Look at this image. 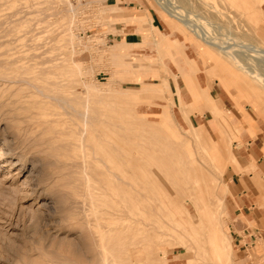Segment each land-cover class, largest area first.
Instances as JSON below:
<instances>
[{
	"label": "rangeland",
	"instance_id": "rangeland-1",
	"mask_svg": "<svg viewBox=\"0 0 264 264\" xmlns=\"http://www.w3.org/2000/svg\"><path fill=\"white\" fill-rule=\"evenodd\" d=\"M258 5L257 25L242 0H0V264L118 263L100 246L108 225L132 243L133 264H161L160 251L167 264L210 259L193 159L218 182L231 264H257L234 241L228 178L234 116L250 124L247 105L264 120V85L184 20L244 56V44L264 46ZM118 33L144 38L125 45ZM194 230L199 255L183 244Z\"/></svg>",
	"mask_w": 264,
	"mask_h": 264
},
{
	"label": "bare ground",
	"instance_id": "bare-ground-1",
	"mask_svg": "<svg viewBox=\"0 0 264 264\" xmlns=\"http://www.w3.org/2000/svg\"><path fill=\"white\" fill-rule=\"evenodd\" d=\"M230 1L233 2L234 0H230ZM242 2H243V5H244L247 13L250 15L251 18H253L254 21H256V24L258 25L260 17L258 16V14H256L255 9H257L259 12H262V8H260L259 5L256 6V0H242ZM164 9L169 11V13L174 14V12L171 10L170 6H166L165 5ZM199 16H200V14H199ZM189 21H191V22H189ZM184 23L190 29H192V31L194 32V34L198 38H201L206 43L216 47L219 51H222L223 53H226L229 57H231L236 62H238V64L242 68L244 74H246L248 77L249 76L254 77L255 79H257L260 82H262L263 85H264V77H263L264 73H263V71L261 69H259V62L264 60V46H262L260 44H255V43H246V44H244L243 47L248 46V49H247L248 53L246 52V50L243 51V49H244L243 48L241 51L246 52V54L245 55L243 54L244 56H242V54H241L242 52L241 53L238 52V54H236V52H235V51H239V48L237 50H231V48L230 47H226L225 44L224 45L220 44L215 39L214 35L213 36L212 35L209 36L210 35L209 33H208L209 34L208 35L207 32H205L204 30L198 28L196 23L192 22V19L184 20ZM190 23H193V25H191ZM162 57L163 56H161V54H160V58L161 59H163ZM131 59L134 60V58H131ZM148 60L151 61L152 58L148 57ZM235 61H233V62H235ZM133 62L134 61L131 62L130 66H132ZM144 72H145L144 70H135L134 71V73H144ZM134 78H135L136 81H138V77L134 76ZM198 132H199L200 135L202 134L201 129L198 130ZM104 156H108V155H104ZM190 163H191V168L193 167V169H192L193 172H192V175H191V177L193 178V185L189 186V189L191 187L193 190L196 191V194H197L198 198L203 203L202 207L200 208L201 211H202V214H203V218L207 219L208 222L210 223V225H208V232L206 231L207 232V242H208V245H209V250L208 251H209V254H210V256H209L210 259L206 260L205 259L206 256L204 257V255H201V262H199V264H231L233 259H234L233 258V245H232V242L229 239L228 232L224 229V227H222V221L218 217L219 210H220V203L223 202L221 200L222 197L217 194L218 182L214 181V177L215 176L213 175V173L210 172V171L206 172V170H204L202 168L203 167L202 164H200L197 160L193 159V160H191ZM14 164L16 165L17 162H15ZM114 174L116 175L117 173H114ZM212 175L214 177H212ZM122 178L124 180L126 179L127 181L126 180L125 181L128 183L130 175L129 176H128V174L127 175L126 174L122 175ZM125 181H123L124 184L126 183ZM204 185L206 186L205 188H206L207 194L209 195V200H210V198L213 197V201H214L213 202V206H212V202L208 201V198L205 195V192H204L205 189L203 188ZM155 188H156V186H155ZM193 200H195V198ZM183 211L186 212V209H183ZM105 213L107 214V216L109 215L111 219H113L114 215L116 214L113 210L105 211ZM201 222H202V224L204 223L203 220ZM204 224H203V227H204ZM218 225H220V226L218 227ZM172 228H173V230L175 229L173 226H172ZM108 229L109 230H107V233H105V232H99L98 233V236H99L100 242H101L100 246L103 248V251L105 253H111L112 252L115 255H118L119 257H121L119 262L115 263V264H133L132 255H133L134 251L132 249V246H133L132 243H129L127 238H125V237L122 238V236H119V234H116L115 231H114L113 226L108 225ZM129 231H130V229H129ZM185 231L188 233L189 229L185 228ZM191 231H192V229H191ZM174 232H175V230H174ZM198 234H199V232H197V230L196 231L194 230V232H192V235H191V232H190V234H186L185 233L184 236H185L186 240H185V242H183V244L185 245V248H186V250L188 252H190L191 249H196V253L195 254L199 255V249L203 248L204 245L200 242V238H198V236H199ZM190 235H191V237H190ZM115 238L118 239L117 246H115V244H113V241H114ZM188 241H191L192 243H189ZM162 243H164V242H162ZM195 243L196 244L200 243V246L195 245ZM137 246H139V245H137ZM104 257H105V255H104ZM190 257H191L190 259L192 261L193 258H196V255H194V256L191 255ZM146 259H148V258H146ZM198 259H200L199 256H197V260ZM153 260L155 262H157V261L159 262L160 261L161 264H167L166 263L167 262L166 261L167 260L166 253L165 252L162 253L160 251V253H157V255H155L153 257ZM105 263H106V260H105ZM196 263H197V261H196ZM135 264H136V262H135ZM190 264H193V262H191Z\"/></svg>",
	"mask_w": 264,
	"mask_h": 264
},
{
	"label": "crops",
	"instance_id": "crops-1",
	"mask_svg": "<svg viewBox=\"0 0 264 264\" xmlns=\"http://www.w3.org/2000/svg\"><path fill=\"white\" fill-rule=\"evenodd\" d=\"M121 35L122 33H118L117 41L125 40V45L140 44L141 38H144L142 33H137L130 41L128 35L123 38ZM198 82L201 87H205L204 79H198ZM185 94L190 95L191 101L193 100L189 91ZM231 104L228 110L233 111L235 102L232 101ZM245 109L251 118V123L249 124L241 113L234 116V120L238 119L242 128L238 134L239 138L233 140L238 168H232L231 176L228 178L229 212L232 219L230 229L236 245L242 252L250 249L245 243L253 240L252 234L259 235L256 241L254 239L255 243L258 239L264 240V120L252 106L249 109L245 105ZM252 247L256 251V263L264 264V244H254ZM241 262L254 263L246 254L241 257Z\"/></svg>",
	"mask_w": 264,
	"mask_h": 264
},
{
	"label": "built area",
	"instance_id": "built-area-1",
	"mask_svg": "<svg viewBox=\"0 0 264 264\" xmlns=\"http://www.w3.org/2000/svg\"><path fill=\"white\" fill-rule=\"evenodd\" d=\"M258 236H259V235L256 236V235H253V234H252V238H253V240H252L250 243L246 242L245 245H246L247 247L251 248V247L255 244V241H256V239H257ZM254 239H255V241H254Z\"/></svg>",
	"mask_w": 264,
	"mask_h": 264
}]
</instances>
